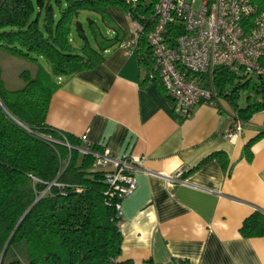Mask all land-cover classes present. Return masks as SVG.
Masks as SVG:
<instances>
[{"label":"trees","instance_id":"16d2710c","mask_svg":"<svg viewBox=\"0 0 264 264\" xmlns=\"http://www.w3.org/2000/svg\"><path fill=\"white\" fill-rule=\"evenodd\" d=\"M155 2L139 0L132 6L123 0H56L57 10L50 0H37L38 10L33 0L1 2L0 50L25 58L35 67L32 72L20 73L23 86L8 89L0 65V264H109L120 255L122 235L116 204L121 199L107 194L109 186L104 173L94 167L95 157L78 150L81 140L48 126L46 115L62 78L95 67L103 61L106 49L124 42L126 34L108 7L120 6L131 21L147 31ZM251 2L257 11L264 10V0ZM81 11L97 13L109 21L112 36L104 34L90 17L86 29ZM182 34V24L170 22L165 41L175 46ZM139 51V60L147 69L144 82L159 84L157 79L148 78L152 65L144 57L149 52L151 58L144 35L137 42ZM40 58L48 67L38 63ZM188 76L209 88L205 76ZM249 83V78L226 67L215 70L211 83L243 124L264 112L262 79L253 84L256 95H247L244 106L238 107ZM262 136L264 131L243 147L248 161L252 158L251 144ZM64 141L71 148L62 144ZM89 150L102 152L96 145H90ZM212 157L226 165L224 154L215 153L207 159ZM239 232L244 238L264 237V213H251Z\"/></svg>","mask_w":264,"mask_h":264},{"label":"crops","instance_id":"0c3cea01","mask_svg":"<svg viewBox=\"0 0 264 264\" xmlns=\"http://www.w3.org/2000/svg\"><path fill=\"white\" fill-rule=\"evenodd\" d=\"M108 13L125 32L124 42H132L129 17L113 6ZM141 54L119 45L106 49L101 63L59 81L46 115L48 126L78 138L85 134L86 144L142 160L136 189L120 203L118 262L179 257L188 264H264V237L239 232L251 213H264V136L251 144L250 161L243 154L264 131V112L233 140L227 134L235 111L225 99L217 107L199 104L179 120L161 86L144 82ZM144 57L151 66L149 52ZM215 153L225 155V166L207 159ZM179 170L182 182L169 188L164 177Z\"/></svg>","mask_w":264,"mask_h":264},{"label":"built area","instance_id":"2783aa9c","mask_svg":"<svg viewBox=\"0 0 264 264\" xmlns=\"http://www.w3.org/2000/svg\"><path fill=\"white\" fill-rule=\"evenodd\" d=\"M134 6L139 0H123ZM179 21L183 27L175 46L165 41L166 27ZM152 25L144 31L142 25L132 21L134 40L121 43L122 49H137L140 36H146L150 50L152 68L150 80L157 79L164 93L173 102L174 113L179 120H185L199 104L216 107L219 97L211 83L217 68L226 67L245 78L264 80V10L257 11L251 0H156L151 16ZM200 74L206 77L209 88L199 86L188 75ZM239 119L233 120L227 134L229 140L236 138L243 129ZM51 140L50 138H47ZM81 153L95 157L94 167L104 173L108 184L107 194L117 195L121 201L136 189L135 173L141 158L122 154L114 156L102 148L93 153L86 144V135L79 137ZM62 144L71 148L64 141ZM182 171L165 176L166 185L171 188L181 183ZM116 204L120 216V203ZM109 264H118L114 259ZM155 264H188L184 258L174 257Z\"/></svg>","mask_w":264,"mask_h":264},{"label":"rangeland","instance_id":"374dc122","mask_svg":"<svg viewBox=\"0 0 264 264\" xmlns=\"http://www.w3.org/2000/svg\"><path fill=\"white\" fill-rule=\"evenodd\" d=\"M33 1H34L36 9L38 10L37 0H33ZM50 2L52 3L55 10H57L56 0H50ZM113 7L118 8L123 14H125V12L123 11V9L120 6L116 5ZM87 17H90L91 19L96 20V22L99 24L101 31L104 34L112 36L113 30L108 25L109 21H107V20L104 21L101 18V16L98 15L97 13L81 11L80 20H82L84 27L86 29H87V22H88ZM38 63L44 67H48L47 62L43 58H40L38 60ZM0 65L2 67V77L4 78L6 86L8 89H18L21 86H23L24 81L21 79L20 73L24 70H29L32 72L34 67H35V64L33 62H31L25 58H20V57L14 56V55H12V54L4 51V50H0ZM249 79H250V83L248 85V88H246V90L241 93L242 97L239 100L241 105L245 104V98L247 95H252V94L256 95L255 91L253 90V84L258 82V79L256 77H251ZM21 253H22V248H21Z\"/></svg>","mask_w":264,"mask_h":264},{"label":"water","instance_id":"95a60500","mask_svg":"<svg viewBox=\"0 0 264 264\" xmlns=\"http://www.w3.org/2000/svg\"><path fill=\"white\" fill-rule=\"evenodd\" d=\"M7 245H8V244L5 245V248H4L3 252H2L1 259H2L3 256H4V253H5V251H6Z\"/></svg>","mask_w":264,"mask_h":264}]
</instances>
